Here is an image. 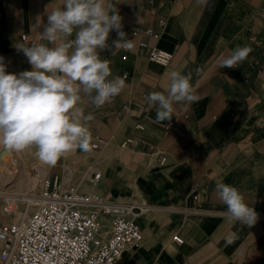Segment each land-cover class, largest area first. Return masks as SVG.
Here are the masks:
<instances>
[{"label": "crops", "instance_id": "obj_1", "mask_svg": "<svg viewBox=\"0 0 264 264\" xmlns=\"http://www.w3.org/2000/svg\"><path fill=\"white\" fill-rule=\"evenodd\" d=\"M105 3L117 10L126 39L134 43L132 51L116 50L112 42L118 37L112 30L109 47L98 50L109 61V79L121 77L125 87L99 108L80 94L77 106L94 117L86 124L90 151L66 153L48 166L47 176L68 178L81 190L106 194L115 202L150 206L136 216L144 239L126 248L125 264H264V0ZM58 7L63 0H0V57L7 73L33 70L17 46H54L41 33L48 12ZM161 19L166 25L158 38L142 31L159 29ZM154 45L174 54L169 65L149 58ZM245 45L252 51L244 62L220 67L236 47ZM172 71L191 72L200 99L174 105L173 125L167 129L171 121L153 123L156 107L147 96L167 94ZM128 138L133 142L122 146ZM98 139L103 142L95 149L92 143ZM35 152L31 147L0 153V165L16 168L19 177L26 166L33 174ZM95 171L102 176L93 185L89 178ZM217 181L236 187L259 214L253 227L227 220L226 206L215 193ZM7 219L0 210V223ZM236 231L239 239L225 247L226 237ZM174 234L183 241L173 240ZM0 264H5L1 256Z\"/></svg>", "mask_w": 264, "mask_h": 264}, {"label": "clouds", "instance_id": "obj_2", "mask_svg": "<svg viewBox=\"0 0 264 264\" xmlns=\"http://www.w3.org/2000/svg\"><path fill=\"white\" fill-rule=\"evenodd\" d=\"M196 2L204 5L207 0ZM121 19L105 0H63V7L48 12V23L41 33V39L54 46H17L33 70L9 74L0 57V153L11 155L34 147L40 162L55 166L66 153L90 151L91 134L86 124L94 117L83 115L77 105L81 93L99 108L124 89L123 78L109 79V61L102 60L98 52L109 47L107 40L112 30L117 32L118 38L112 42L116 50L134 49L133 41L126 39L122 31ZM251 51L247 45L236 47L220 67L236 68ZM196 71L199 74L200 69ZM169 78L167 94L152 92L147 96L149 105L156 107L153 123L158 125L171 121L174 105L200 99L191 83V72L184 75L172 71ZM215 193L226 206L230 223L248 228L257 223L259 214L236 187L217 181ZM237 239L238 231L230 233L225 247Z\"/></svg>", "mask_w": 264, "mask_h": 264}, {"label": "built area", "instance_id": "obj_3", "mask_svg": "<svg viewBox=\"0 0 264 264\" xmlns=\"http://www.w3.org/2000/svg\"><path fill=\"white\" fill-rule=\"evenodd\" d=\"M166 20L161 19L159 29L148 26L142 31L158 38ZM141 46H149L141 41ZM174 54L159 46H150L149 58L169 65ZM127 76V74H125ZM173 122H169V129ZM103 140L92 143L101 148ZM128 138L122 143L127 147ZM165 156L161 162H164ZM101 172L89 178L96 185ZM35 204L36 209L19 221L0 223L1 259L5 264H125L123 253L131 245H139L143 230L136 220L139 213L149 210V205L132 202H115L106 194L81 190L78 184L67 183L62 178L46 177ZM198 185V184H197ZM33 203L28 201V205ZM7 215L16 212L12 203L4 206ZM181 243L183 237L173 235Z\"/></svg>", "mask_w": 264, "mask_h": 264}, {"label": "bare ground", "instance_id": "obj_4", "mask_svg": "<svg viewBox=\"0 0 264 264\" xmlns=\"http://www.w3.org/2000/svg\"><path fill=\"white\" fill-rule=\"evenodd\" d=\"M48 169H49L48 166H46L43 163H39L37 165L38 172L34 178H31L30 176H26L24 174L19 178H0V200L5 199L7 202L12 203L13 206L15 207L16 212L14 213L15 216L13 221H19L25 215L22 211L18 210V206H19V204L17 203L18 200H23L25 202L28 201L30 202L33 200V198L30 197L33 196L34 194L32 191L37 188V186L40 184L41 181L43 185V182L45 181V179H47L46 177H47ZM8 183H13V184L8 186L7 188L6 185ZM11 189L17 190L18 193L17 192L11 193ZM0 206H1L0 210L2 211L4 216H6L9 219V216L11 215H7L5 213L4 211L5 204L1 205V201H0ZM30 206H33V203H31L29 207ZM27 213L28 212H26V215Z\"/></svg>", "mask_w": 264, "mask_h": 264}, {"label": "rangeland", "instance_id": "obj_5", "mask_svg": "<svg viewBox=\"0 0 264 264\" xmlns=\"http://www.w3.org/2000/svg\"><path fill=\"white\" fill-rule=\"evenodd\" d=\"M1 157V156H0ZM1 163V162H0ZM39 163H42V162H40L39 161V159H37V160H35L34 161V163H32L31 164V166H34L35 167V172L32 174V173H30L29 171H30V169H29V167H24V175H26V176H30L31 178H34L36 175H37V165L39 164ZM4 164V163H3ZM46 165V164H45ZM1 166L2 165H0V172H1V174H2V177H0V178H10L11 176L12 177H15L16 175H18V176H16L15 178H19V174H17V172H16V168H14V167H5V166H2L3 168H1ZM46 166H48V165H46ZM14 175V176H13ZM21 177V176H20ZM48 177V176H47ZM48 179V178H47ZM50 179H52V178H50ZM65 182H67V183H74V184H78V183H76V182H73V181H70L68 178H62ZM90 182V181H89ZM11 184H13V183H8L6 186H7V188H8V186H10ZM92 184V183H91ZM42 181L40 182V184L37 186V188L36 189H34L32 192L34 193L33 194V196H30V197H32L33 198V200H32V202H33V206H30L29 207V205H28V202H25V201H23V200H18V204H19V206H18V210L19 211H22L25 215H26V212H28L27 214H30L31 212H33L35 209H36V204L34 203L35 201H36V199H38V195H40V193H41V190H42ZM85 191V190H84ZM12 192H17V190H12L11 189V193ZM18 193V192H17ZM20 198H22V197H20ZM1 201V205L2 204H7V201L5 200V199H1L0 200ZM21 201V202H20ZM28 206V207H27ZM14 216H15V214L14 215H11V216H9V219H7L8 221H12V220H14ZM7 218V217H6Z\"/></svg>", "mask_w": 264, "mask_h": 264}]
</instances>
